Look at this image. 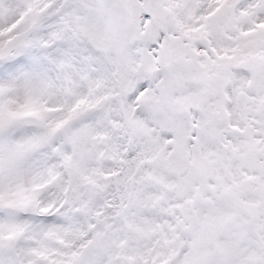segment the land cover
I'll list each match as a JSON object with an SVG mask.
<instances>
[{
	"label": "snow or ice",
	"instance_id": "obj_1",
	"mask_svg": "<svg viewBox=\"0 0 264 264\" xmlns=\"http://www.w3.org/2000/svg\"><path fill=\"white\" fill-rule=\"evenodd\" d=\"M0 264H264V0H0Z\"/></svg>",
	"mask_w": 264,
	"mask_h": 264
}]
</instances>
